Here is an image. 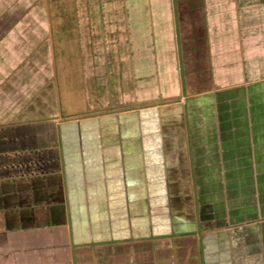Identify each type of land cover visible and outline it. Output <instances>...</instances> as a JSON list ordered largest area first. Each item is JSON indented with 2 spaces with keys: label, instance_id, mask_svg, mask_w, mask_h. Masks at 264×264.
I'll return each instance as SVG.
<instances>
[{
  "label": "crops",
  "instance_id": "1",
  "mask_svg": "<svg viewBox=\"0 0 264 264\" xmlns=\"http://www.w3.org/2000/svg\"><path fill=\"white\" fill-rule=\"evenodd\" d=\"M144 2L145 15L141 0H70L53 20L42 9L45 45L33 41L38 34L19 42L25 31L12 30L15 18L0 31V255L8 263L9 255L51 263L65 250L61 262L71 264L92 246L104 254L135 230L142 239L208 232L196 193L204 199L203 185L217 181L219 169L244 170L236 177L243 188L225 178L231 222L254 220L247 186L254 176L264 180V114L246 129L255 139L247 155L225 151L212 162L195 140L198 129L186 124L184 105L187 95L264 82V0H202L198 76L184 71L177 2ZM225 117L219 134L230 127ZM255 164L258 175L245 174Z\"/></svg>",
  "mask_w": 264,
  "mask_h": 264
},
{
  "label": "rangeland",
  "instance_id": "2",
  "mask_svg": "<svg viewBox=\"0 0 264 264\" xmlns=\"http://www.w3.org/2000/svg\"><path fill=\"white\" fill-rule=\"evenodd\" d=\"M57 1L58 0H28L27 2L24 0L23 2L22 0H15L12 2V0H0V31L8 26H12V21H10V19L15 18L13 21L15 23H19L20 21V23L16 26L14 25V29L12 30L17 32L25 31V33H22L23 39L19 42L29 43L26 39L32 37V34L39 35L37 37H32L33 41L36 43H38L41 38L42 40L47 39V37L42 36L46 31V29L42 28V22H47L46 14L44 16L42 15L40 18L38 17V13H42L43 9L45 13H50V19L53 20V15L56 12H68L70 10V0H66L63 4ZM175 1L177 2L175 13H178V21H176L178 22V32H180L179 47L180 49L182 48L183 59L186 60L185 62H188L184 71L189 70L191 74L198 76V72L201 70L198 62L201 47V51H204L201 45L204 37L199 35V30L201 29L200 18H202V14H200V8L203 6L202 0ZM45 2H47V4H45ZM140 4L143 14H147L145 13L147 5L144 0H141ZM135 12L138 14L139 11L136 9ZM259 22L261 21H257L256 24L258 25ZM144 26L145 23L143 24V27ZM54 29L55 27H52L50 39L54 46V55L57 57L58 53L55 48L56 32H54ZM143 29L145 35V28ZM143 37L145 38V36ZM39 43L45 45L43 41ZM30 44L33 43L31 42ZM68 53L69 52H65L67 55ZM204 66L202 70L206 69ZM206 87L208 88V86ZM260 96H264V82L252 85L248 81L243 84L241 83L236 88L220 89L218 91L186 96V104L184 105L187 111L186 124L189 128L196 127L198 129L195 134L196 136H194L195 140L205 144L206 148L210 149L207 156L209 161L211 160L213 162L215 157L216 159H220L221 153L225 151L231 153L233 158H240L247 155L248 142H254L255 139L254 135H250V132H246V129L252 127V122L256 125L261 124L262 122L261 119L258 118V115L259 113H261V115L264 114V100L257 99ZM61 102L64 112L70 110L67 100L61 98ZM254 103L255 106L257 104L258 106L253 107L252 104L254 105ZM252 110L256 111L254 120H252ZM221 113L222 116L228 115L229 118H225L228 120L226 123L230 126L223 134H219V131L216 129L221 123ZM256 140H258V138ZM224 143L228 146L222 149ZM256 152L257 149H255V153ZM240 162L242 161L240 160ZM214 166L215 163L211 167L213 172ZM245 168H247V173L245 174L250 176H257V171H260L259 164H255L256 172H254V174L250 171L252 168L251 165H245ZM217 171L220 173L217 181L212 180L205 182V184L203 183L202 192L204 193V199H201L196 193L198 204L202 201L199 206L203 214L206 217L209 216L206 221L207 227L209 228L208 232H201L197 235L194 234L190 239H187L188 236L156 238L150 236V234H147V239H142V236H140L141 234L137 233L135 230L132 231L128 240L119 244L112 242L111 244L105 245L103 247L105 251L104 254H99V249L92 246L94 248L92 254L74 255L70 259L71 264H264V187H262L264 180L258 179L255 176L254 178L252 177V180L249 178L250 185L247 186V190L250 192L253 190V194L250 195V204L254 205V220L249 221V223L236 221V223L241 224L237 226L235 222H231V214L229 210L226 209V207L230 205V197L228 196L230 192H228V187L230 186L231 180L227 181L225 178L226 175H229L232 179L235 178L234 181L232 180V183H238V188H243L245 184L242 178L236 177H238V175L241 176L244 170L233 169L231 174L226 175H222V169ZM225 192L227 196L225 195L224 198H227L226 202L227 200L228 202L220 203ZM244 199V197H239L238 202ZM243 204V202H240V205ZM222 205H224V208ZM241 215L247 216L248 213L244 212ZM216 219L219 222H223L225 227L230 226L229 223H231L233 227L220 229L216 224ZM245 219L246 218H244V220ZM192 239L195 241L192 242ZM216 239H219V244H216ZM62 251L64 253L61 252L58 254L55 252V258L58 260L51 263L63 264L64 262L61 261L67 260L66 258H68V256L65 255L66 251ZM42 255L53 256V254L50 253ZM9 256L13 257V264H29V262L20 263L13 255ZM7 257L8 255H0V264H10L7 262ZM31 257L38 258V256L34 255ZM38 260L39 261L35 262V264L49 263L44 260L42 262L41 258H38ZM32 264H34V262Z\"/></svg>",
  "mask_w": 264,
  "mask_h": 264
}]
</instances>
